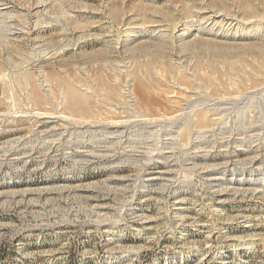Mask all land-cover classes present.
<instances>
[{"label": "rangeland", "instance_id": "1", "mask_svg": "<svg viewBox=\"0 0 264 264\" xmlns=\"http://www.w3.org/2000/svg\"><path fill=\"white\" fill-rule=\"evenodd\" d=\"M41 57L28 101L1 73ZM261 60L264 0H0V264H264Z\"/></svg>", "mask_w": 264, "mask_h": 264}, {"label": "bare ground", "instance_id": "2", "mask_svg": "<svg viewBox=\"0 0 264 264\" xmlns=\"http://www.w3.org/2000/svg\"><path fill=\"white\" fill-rule=\"evenodd\" d=\"M256 19V18H255ZM261 21V20H260ZM254 22V21H253ZM246 23V22H245ZM257 23V22H256ZM256 26H255V30L256 31H260V30H263V28H262V24H260V23H257V24H255ZM251 29V28H250ZM247 31V30H246ZM253 31V30H252ZM259 33V32H258ZM263 33V32H262ZM219 56V55H218ZM49 58V57H48ZM47 58H45V57H41V58H37V59H35V60H31L30 58H29V60L27 61V60H25V61H27V64H28V66L26 67V68H24V67H15V68H13V69H11V70H8L7 69V71H4V68H2L3 69V71L4 72H2L1 73V79L4 81V84H6L7 86L8 85H10V84H13L12 83V81H13V79H15L18 83H20V84H23V86H24V91H25V94H26V98H27V100L28 101H45V102H48L47 100L48 99H50L49 97H48V95H47V93H45V94H43V93H41L40 92V90H46V91H48V92H50L51 90H50V88H47L48 87V85H50V83H48V81L45 79V78H40V77H38L37 75H35V73H32V69H35V67H37V70H38V68H41V67H43L42 66V64L45 62V60H46ZM226 60V59H225ZM255 60V59H254ZM262 61V60H261ZM260 61V62H261ZM259 62V63H260ZM264 61H262V64H264L263 63ZM255 63V62H254ZM7 64H8V62H7ZM261 64V63H260ZM260 64H256L255 63V65L251 68L250 66H249V68H251L250 70H249V72H246V73H244V74H242L241 75V77L238 79V82H236V81H234V83L236 84V85H242L246 80H250V81H252V83L254 84V86H255V84H258L259 86L261 85L260 83H262V85H264V69L261 67V65ZM14 65H16V64H14ZM20 65V64H19ZM13 66V65H12ZM11 66V64H10V67H12ZM20 66H22V64L20 65ZM24 66V65H23ZM26 66V65H25ZM248 66V65H247ZM44 68V67H43ZM46 68V67H45ZM244 68V67H243ZM246 68V67H245ZM249 68H247V69H249ZM6 70V69H5ZM31 70V71H30ZM40 70V69H39ZM42 71V70H41ZM40 71V72H41ZM235 71V70H234ZM242 70H240V72H241ZM247 71V70H246ZM1 72V71H0ZM46 72V71H45ZM42 73V72H41ZM44 73V72H43ZM42 73V74H43ZM45 74V73H44ZM42 75V76H45V75ZM241 74V73H240ZM32 76L34 77V81H32L33 79H32ZM227 76V75H226ZM208 81L207 82H209V84H210V86L213 88V89H217L218 90V88H219V84L216 82V77H214V75L212 76L211 74L210 75H208ZM228 80V79H227ZM232 80V79H231ZM2 81V82H3ZM15 82V81H14ZM16 82V83H17ZM220 83V82H219ZM15 84V83H14ZM62 86V85H61ZM259 86H258V88H259ZM10 87V86H9ZM12 87H13V85H12ZM263 87V86H262ZM11 88V87H10ZM238 88V87H237ZM198 89V88H197ZM259 89H261V87L259 88ZM5 90V89H4ZM10 90V89H9ZM13 90H15V89H13ZM20 90H22V89H20ZM261 90H263V92H264V89H261ZM8 91V90H7ZM246 92V91H245ZM23 93V92H22ZM123 93L125 94V96L127 95H129V89L127 88V86H125L124 87V90H123ZM18 94V93H17ZM24 94V95H25ZM56 94V93H55ZM71 94L72 95H74L73 94V92H71ZM49 96H51V95H49ZM246 96V95H245ZM47 97H48V99H47ZM66 97V96H65ZM73 97H75V96H73ZM238 97V96H237ZM215 98V97H214ZM221 98V97H220ZM233 98V97H232ZM13 99V98H12ZM195 99V98H194ZM236 99V98H235ZM213 101V100H212ZM216 101V100H215ZM0 102H2V101H0ZM55 102V101H54ZM53 102V103H54ZM71 103V102H70ZM225 103V102H224ZM14 104V103H13ZM209 104V103H208ZM207 104V105H208ZM211 104V103H210ZM217 105V104H216ZM226 106H227V104H225ZM212 106V105H211ZM213 106H215V105H213ZM218 106V105H217ZM221 106V105H220ZM223 106V105H222ZM210 107V106H209ZM15 108V107H14ZM17 108V107H16ZM18 108H20V107H18ZM27 108V107H26ZM73 108V107H72ZM205 108H208V107H205ZM219 106H218V108L215 106V107H213V108H209L208 110H207V112H210L212 109H214V111L215 110H217V111H215V112H217V113H215L214 112V114H219L218 112V110H219ZM226 108H228V107H225V109ZM78 109H79V107H78ZM15 110V109H14ZM229 110V109H228ZM11 111V110H10ZM9 111V112H10ZM61 111V110H60ZM59 110H57V109H54V110H33V109H27V110H25V108H24V110L23 109H17V111H15L16 112V114L14 113V111H12L11 113H7L8 115L6 116V115H4V117L6 116L7 118H17V117H25L27 120H29V121H32V123L34 122V121H36L37 123H39V127H40V132L41 133H44V134H46V135H48V134H54V133H58V131H60L61 129H65V127H66V125H68L67 127H66V131H68V132H70L71 134H73L74 132H76V130H77V128H79V126H78V124H76L75 122H74V119H75V117H73V116H70V115H66V114H64L63 112H60ZM75 111V110H74ZM81 111V110H80ZM79 111V112H80ZM213 112V111H212ZM220 113H221V111H220ZM223 113V112H222ZM230 113V112H229ZM1 114V113H0ZM4 114V113H3ZM2 114V115H3ZM223 115H225L224 113L222 114V116ZM1 116V115H0ZM213 116V115H212ZM215 116V118H216V115H214ZM217 116H219V115H217ZM3 117V118H4ZM2 118V119H3ZM74 118V119H73ZM102 118V117H101ZM136 118V117H135ZM167 118V117H166ZM80 119V118H79ZM128 119V118H127ZM155 119V118H154ZM153 119V120H154ZM157 119V118H156ZM158 119H160V118H158ZM162 119V118H161ZM197 119V118H196ZM213 119H214V117H213ZM217 120H220L221 122H222V120H223V118L221 117V114H220V116L218 117V118H216ZM1 120V119H0ZM9 120V119H8ZM11 120V119H10ZM102 120V119H101ZM131 120V119H130ZM151 120V119H150ZM150 120H148L147 118H141V117H139V118H137V119H135V120H132V121H128V120H116V121H110V123H108V124H105V122H104V124L108 127V125L110 124L111 125V127L112 128H114L113 129V131H112V133L114 134V135H118L116 132L119 130V128H121V127H128V126H130L129 124H131V123H133L132 125H135V126H137V127H139L140 129H142L143 130V132L146 134H148V133H150L152 130H149L150 128H154V127H156V125H155V123L154 122H150ZM167 120V119H166ZM169 120V119H168ZM194 120V119H193ZM225 120V119H224ZM227 120V119H226ZM156 121H158V120H156ZM196 121V120H195ZM240 121V120H239ZM11 122V121H10ZM101 122H103V121H101ZM108 122V121H107ZM218 122V121H217ZM217 122H216V124H217ZM14 123V122H13ZM241 123V122H240ZM264 124V123H263ZM1 125V124H0ZM81 126H82V124H80ZM97 125V124H96ZM101 125H103V124H101ZM109 125V126H110ZM131 125V126H132ZM218 125V124H217ZM260 125V124H259ZM258 125V126H259ZM135 126H133V127H135ZM159 126V125H158ZM257 126V125H256ZM257 126V127H258ZM37 127V126H36ZM100 127V126H99ZM163 127V126H162ZM227 127V126H226ZM255 128V127H254ZM264 127H262V128H260L259 127V129H263ZM105 129V128H104ZM130 129H131V127H130ZM257 129V128H256ZM258 129V130H259ZM39 130V129H38ZM101 130H102V128H101ZM106 130V129H105ZM171 130V129H170ZM200 130V129H199ZM207 130V129H206ZM65 131V130H64ZM88 131V130H87ZM110 131V132H111ZM122 131V130H121ZM120 131V132H121ZM166 131V130H165ZM263 131V130H262ZM261 131V132H262ZM62 132V131H61ZM171 132V131H170ZM174 132H175V130H174ZM204 132V131H203ZM35 133V132H34ZM64 133V132H63ZM62 133V134H63ZM67 133V132H66ZM81 133V132H80ZM112 133H109V134H112ZM118 133H119V131H118ZM140 133H142V132H140ZM178 133V132H177ZM234 133V132H233ZM257 133V132H256ZM43 134V135H44ZM62 134H61V136H62ZM65 134V133H64ZM107 134V133H106ZM253 134V133H252ZM251 134V135H252ZM261 134V133H260ZM42 135V136H43ZM56 135V134H55ZM58 135V134H57ZM69 135V134H68ZM78 135V134H77ZM105 135V134H104ZM149 135V134H148ZM151 135V134H150ZM155 135V134H154ZM173 135V134H172ZM254 135V134H253ZM252 135V136H253ZM60 136V137H61ZM71 136V135H70ZM69 136V137H70ZM107 136H108V134H107ZM113 136V135H112ZM119 136V135H118ZM117 136V137H118ZM130 136V135H129ZM227 136V135H226ZM251 136V137H252ZM257 136V135H256ZM47 137V136H46ZM45 137V138H46ZM73 137V136H72ZM149 137V136H148ZM248 137V136H247ZM250 137V138H251ZM259 137H261L260 135H259ZM19 138V137H18ZM87 138V137H86ZM151 138V137H150ZM226 138V137H225ZM237 138V137H236ZM54 139V138H53ZM60 139V138H59ZM168 139H171V138H169V136L165 139V140H168ZM254 139V138H253ZM257 139V138H256ZM99 140V139H98ZM150 140V139H149ZM227 140V139H226ZM168 141H170V140H168ZM224 141V140H223ZM166 142V141H165ZM241 142V141H240ZM130 143V142H129ZM234 143V142H233ZM168 144V143H167ZM168 147H169V145H168ZM229 147V146H228ZM92 148V147H91ZM161 148V147H160ZM166 148V147H165ZM164 148V149H165ZM143 149V148H142ZM159 149V148H158ZM152 152V151H151ZM147 154V153H146ZM157 154V155H156ZM154 155H156V157L157 158H160V156L158 155V153H155ZM88 157V156H87ZM147 157V156H146ZM241 160V159H240ZM253 161H254V159H250V163H253ZM229 163V162H228ZM171 169V168H170ZM211 170H213L212 168H211ZM210 169L209 170H205L206 172L205 173H207V171H211ZM168 173H163L162 175L164 176V175H167ZM208 174V173H207ZM210 174V173H209ZM217 177V176H216Z\"/></svg>", "mask_w": 264, "mask_h": 264}]
</instances>
